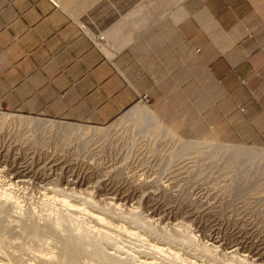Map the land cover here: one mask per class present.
<instances>
[{
  "label": "crops",
  "instance_id": "obj_1",
  "mask_svg": "<svg viewBox=\"0 0 264 264\" xmlns=\"http://www.w3.org/2000/svg\"><path fill=\"white\" fill-rule=\"evenodd\" d=\"M138 103L264 147V0H0L1 110L104 126Z\"/></svg>",
  "mask_w": 264,
  "mask_h": 264
},
{
  "label": "rangeland",
  "instance_id": "obj_2",
  "mask_svg": "<svg viewBox=\"0 0 264 264\" xmlns=\"http://www.w3.org/2000/svg\"><path fill=\"white\" fill-rule=\"evenodd\" d=\"M134 107L131 108L133 110L130 109L131 112L125 111L115 120L107 122L108 125L101 123L104 127L100 133L91 131L70 134L68 132L66 134L62 127L71 128L74 132L78 128L77 125L91 128L96 126L101 128L103 125L90 121L25 115L20 114L21 112L0 109L2 116H0V125L3 120L6 126L4 127L3 124L0 126V163L2 162L0 169L3 167L0 171V194L4 192L10 194L9 200L12 199L9 203L11 207L5 202L7 200L1 199L6 205L4 203L1 205L0 213L3 211L0 215L7 218L8 222L13 220L10 228L15 226L10 234L1 237L0 264H11L12 257L17 258L20 264H36L39 259L41 263L38 264H44L51 257L50 255L54 256V259L57 258L59 242L54 237L52 239L47 233L37 237L31 234L25 235L19 228L32 217L33 220L36 218L35 222L39 225L51 223L55 231L62 235L64 233L62 226L56 224L59 218L57 216L58 213L62 216L69 211L59 201L62 195L65 196L63 197L65 200L80 208L94 209L107 219L137 232L138 237L130 236L123 231H112V238L104 237L92 231L95 223L81 211L73 215L74 223L71 224L79 222L71 226L75 230L73 232L90 234L99 240L97 242L106 252L113 251L115 255L121 254L122 251L129 252L132 261V258L135 260L138 259L135 257L142 256L150 261H157L156 264L158 262L159 264H190L185 260H192L193 264H257L252 259L243 261L239 253L227 256L225 248L235 244L237 240L244 241V246L247 247L256 249L258 246L264 257V169L256 167L257 165L253 167L255 163H264V156H261L264 147L226 144L203 139L195 142L198 143L197 145H202L205 141H211L209 142L211 145L220 148L218 150L197 146L182 148V142L195 145L196 143L192 138L181 137L182 140H177L174 136L171 137L166 128L158 126L157 121H154L150 115L147 114L148 116L142 118L134 115ZM6 114L14 118H8ZM16 116L36 120L32 125L20 126L15 121ZM144 117L149 118L145 120ZM48 120L52 125L55 122L51 128L41 124ZM30 129L33 131L31 132ZM30 133L32 135L29 138ZM226 145L249 147L246 150L254 153L252 156L245 154L241 157L228 155L227 153L230 152L224 150ZM250 148L255 150L252 151ZM23 161L32 164L31 168L39 169L40 172L27 177L28 183L19 182V184L18 178L9 169L13 164ZM250 163H253V166L249 165ZM36 165L39 167L37 168ZM50 165L53 166L49 170ZM59 188L62 190H57ZM66 192L69 197L65 195ZM54 193L61 196L56 199ZM103 200L112 201L113 204L106 205ZM100 202L103 207L100 206ZM4 207L8 212L10 208L12 211L4 213ZM151 227L152 229L155 227L154 230L157 232L161 229L160 233L168 235L173 233L174 238L169 242H162L160 238L153 236L148 229ZM17 228L19 230H16ZM210 240H218L221 245L214 248L210 245ZM150 241L164 243L166 247L173 249L175 254L180 255H177L179 259L172 256L166 259L167 255L164 254L165 257L161 252L150 250ZM86 260L77 264L83 262L105 264L91 263L93 261L87 263ZM69 264L76 263L69 262Z\"/></svg>",
  "mask_w": 264,
  "mask_h": 264
},
{
  "label": "bare ground",
  "instance_id": "obj_3",
  "mask_svg": "<svg viewBox=\"0 0 264 264\" xmlns=\"http://www.w3.org/2000/svg\"><path fill=\"white\" fill-rule=\"evenodd\" d=\"M134 112L133 113H135L134 115H136V116H138L139 118H142V116H145V115H150L153 119H154V121H157V123L156 124H158V126H162V122L155 116V114L149 109V108H147L145 105L143 106V105H141V104H137V105H135V107H134ZM131 110H133V109H131ZM11 112V111H10ZM131 112V111H130ZM147 115V116H148ZM0 116H1V113H0ZM5 116V115H4ZM6 116L9 118L11 115H7L6 114ZM5 116V117H6ZM135 116V117H136ZM2 117V116H1ZM126 117V116H125ZM128 117H130V115H128ZM131 117H132V115H131ZM134 117V116H133ZM134 117V118H135ZM4 118V117H3ZM10 118H14V117H10ZM137 118V117H136ZM152 118H150V119H152ZM5 119V118H4ZM126 119H127V117H126ZM130 118H128V120H129ZM132 119V118H131ZM36 119H34V121H35ZM2 121V124H3V120H1ZM15 121L17 122V123H19L20 124V126H22V125H26V126H29V125H32V123H34V121L32 120V119H30V118H24V117H20V116H16V118H15ZM138 121V120H137ZM5 122V121H4ZM41 122V121H40ZM10 123V122H9ZM36 123H38V122H36ZM55 123V122H54ZM54 123H53V125H52V123L50 122V120H48V122H43V123H41V124H44V126L45 127H47L48 128V126L51 128L52 126H54ZM154 123V122H153ZM1 124V125H2ZM22 124V125H21ZM40 124V123H39ZM49 124V125H48ZM62 124V123H61ZM156 124H154V125H156ZM0 125V126H1ZM4 125V124H3ZM7 125V124H6ZM9 125V124H8ZM153 125V126H154ZM56 126V125H55ZM57 126H58V124H57ZM4 127H6L5 125H4ZM10 127V126H9ZM59 127H60V124H59ZM62 127V126H61ZM60 127V128H61ZM68 127H69V125H68ZM72 127V126H71ZM74 127V126H73ZM76 127H78V128H76V130L73 132L72 131V129L71 128H67V129H65V128H63L62 127V129L66 132V134H67V132L70 134L71 132L72 133H78V132H80V133H87V132H95V133H100V132H102V127H104V126H101V128L99 127H93V128H91V127H88V126H85V127H83V126H81V125H77ZM27 128V127H26ZM35 128V127H34ZM36 128H37V126H36ZM40 128V127H39ZM3 129V128H2ZM33 129V128H32ZM59 129V128H58ZM31 130V129H30ZM39 130V129H38ZM61 130V129H60ZM157 130V129H156ZM5 131L7 132V130L5 129ZM33 130H31V132H32ZM36 131V130H35ZM132 131V130H131ZM166 131L168 132V134H170L171 135V137L172 136H174L177 140L179 139V140H182L181 139V137H179L177 134H175L174 132H172L170 129H168V128H166ZM22 132H24V131H22ZM154 132V131H153ZM20 133V132H19ZM26 133V132H25ZM28 133V132H27ZM26 133V134H27ZM79 133V134H80ZM29 135V138H30V135H32L31 133L30 134H28ZM39 135V134H38ZM42 135H43V133H42ZM73 135V134H72ZM21 137V136H20ZM34 137V136H33ZM28 138V137H27ZM39 138V137H38ZM26 139V138H25ZM18 140V139H17ZM20 140V139H19ZM22 140L24 141V139L22 138ZM30 140V139H29ZM38 140V139H37ZM36 140V141H37ZM70 140V139H69ZM16 141V140H15ZM21 141V140H20ZM96 141V140H95ZM38 142V141H37ZM195 142V141H194ZM209 142H211V141H205V143L204 144H199V145H197L198 143L197 142H195L196 143V145L194 144V143H188V142H186V143H184L183 144V142H182V148H195L196 146L197 147H199V148H211V149H219L217 146H214V145H211ZM18 143V142H17ZM40 143V142H39ZM31 144V143H30ZM38 144V143H37ZM13 145V144H12ZM40 147V146H39ZM235 146H229V145H226V147H224V150H226L227 152L229 151L230 153H227L228 155H233V156H240L241 157V155H245V154H248L247 156H252L253 155V153H250V151H247L246 150V148H249V147H245V148H240V147H235ZM31 148V147H30ZM240 148V149H239ZM34 149V148H33ZM221 149H223V147L221 148ZM220 149V150H221ZM246 150V151H243V150ZM182 150V149H181ZM184 150H186V149H184ZM192 150V149H191ZM250 150H252L251 148H250ZM255 150V149H254ZM254 150H252V151H254ZM258 150V149H257ZM223 152V151H222ZM256 152V151H255ZM223 153H225V152H223ZM225 153V154H226ZM39 154V153H38ZM257 154V153H256ZM32 156V155H31ZM44 156V155H43ZM48 156V155H47ZM259 156V155H258ZM258 156H257V158H258ZM261 156H264V149L262 150V152H261ZM22 158V157H21ZM25 158V157H24ZM239 158V157H238ZM39 159V158H38ZM248 159V158H247ZM264 160V159H263ZM4 161V160H3ZM42 161V160H41ZM44 161V160H43ZM244 161V160H243ZM262 161V160H261ZM260 161V162H261ZM7 162V161H6ZM253 162V161H252ZM2 163V162H1ZM0 163V164H1ZM8 163V162H7ZM26 162H18V163H16V165H14L13 164V166H12V168L11 169H9L10 171H12V172H14V176L15 177H17L18 179H17V181H18V183L20 182H22L23 184H24V182H27V177H29V176H31L32 177V175H35V174H39V172H40V170L38 169V170H33L32 168H31V166H32V164H25ZM253 163H250L249 165H251V166H253V167H255L256 165V167H260V168H262V169H264V163H255V164H253ZM2 165V164H1ZM6 165H4V167H5ZM35 166V165H34ZM44 166V165H43ZM45 166H47V165H45ZM53 165H50L48 168H49V170H50V168L52 167ZM36 167H37V165H36ZM39 167V166H38ZM37 167V168H38ZM2 169H3V167L0 169V171H2ZM35 169V168H34ZM261 170V169H260ZM54 171V170H53ZM43 175V174H42ZM20 178V179H19ZM27 178V179H26ZM31 179V178H30ZM64 179V178H63ZM38 180V179H37ZM41 181V180H40ZM66 181V180H65ZM29 182V181H28ZM27 182V183H28ZM45 182V181H44ZM52 182V181H51ZM17 183V182H16ZM19 183V184H20ZM53 183V182H52ZM67 183V182H66ZM71 183V182H70ZM78 183V182H77ZM84 183V182H83ZM69 184V183H68ZM74 184V183H73ZM42 185V184H41ZM10 186V185H9ZM20 186V185H19ZM32 186V185H31ZM43 186H44V184H43ZM23 187V186H22ZM39 187H40V185H39ZM44 188H45V186H44ZM47 188V187H46ZM53 188V187H52ZM67 188V187H66ZM41 189V188H40ZM54 189V188H53ZM68 189V188H67ZM7 190V189H6ZM46 190V189H45ZM52 190V189H51ZM50 190V191H51ZM55 190V189H54ZM57 190H62V189H57ZM71 191H72V188L70 189ZM69 191V190H68ZM77 190H75V192H76ZM83 191V190H82ZM40 192V191H39ZM42 192V191H41ZM44 192V191H43ZM55 192V191H54ZM81 192V191H80ZM88 192V191H87ZM46 193V192H45ZM45 193H42V194H45ZM41 194V195H42ZM67 194V192L65 193V195ZM106 194V193H105ZM52 195V194H51ZM93 195V194H92ZM47 196V195H46ZM50 196V195H49ZM54 197L55 196H57L56 197V199H58V197L59 196H61L60 194H56V193H54V195H53ZM67 196H68V194H67ZM11 197V195L10 194H6L5 192L4 193H1L0 194V208H1V205L4 203V201L2 202V198L4 199V200H7V201H5L6 203H11V201H12V199H10L9 200V198ZM52 197V196H51ZM62 197V199H60L59 201L64 205V206H66V208L69 210L65 215H60L59 216V213H58V216L57 217H59L58 218V221L56 222V224H58V225H60V226H62L61 228H63L62 229V231H64V233L61 235V234H58V232L57 231H55V229H54V226L51 224V223H46V224H43V225H39V224H37L36 222H35V219L33 220V218L31 217V216H29V217H31V218H28V220H26V222H24V224L22 223L21 224V227L19 228V229H21V232L22 233H25V235H27V234H29V236H30V234L31 235H34V237H37V236H40V235H42V234H44V233H47V234H49L50 236H52V239H53V237H54V239L56 240V241H58L59 242V245H58V248L59 249H57L59 252H58V255H57V258L56 259H54L55 257L54 256H52V255H50L51 257L50 258H48L47 260V262H45L44 264H69V262H71V263H81V261H83V260H86V259H88V260H90V261H93V262H91V263H94V262H96V263H105V264H156L155 262H157V261H155V262H153V261H150V260H148V259H146V258H144V257H142V256H140V257H135V258H138V259H135L134 260V258H132L133 259V261L131 260V258H129V252H127V251H122L121 252V254L123 255V257H122V255L121 254H119V255H115V253H113V251H111L112 253H109V252H106V251H104V249H102L100 246L101 245H99V243L97 242V241H99L98 239H96V238H94L93 236H91L90 234H86V233H74L73 231H75L74 229H72L71 228V226H74L77 222H75V224L74 225H71V224H73L74 222V214L75 213H77L78 211H81V212H83L85 215H87L94 223H95V226H93V229H92V231L93 232H95V233H97V234H99V235H103L104 237H111V235H112V231H123V232H126L127 234H130V236L132 235V236H136V237H138V234H137V232H134L133 230H131V229H128V228H126V226L124 227L122 224H119L118 222H113V221H111L110 219H107L103 214H101L100 212H98V211H96V210H90V209H86V208H80L78 205H76V204H74V203H71V202H69V201H67V200H65L63 197H65V196H61ZM69 197V196H68ZM109 197V196H108ZM107 197V198H108ZM107 198H105V199H107ZM112 198V197H111ZM55 199V198H54ZM100 199V198H99ZM15 200V199H14ZM102 200V199H101ZM91 201V200H90ZM127 201V200H126ZM15 202V201H14ZM17 202V201H16ZM103 203H105L106 205H112L113 203H112V201L110 202V201H106V200H103L102 201ZM5 204V203H4ZM3 204V205H4ZM16 204H18V203H16ZM93 204H95L96 205V203H93ZM119 204V203H118ZM6 205V204H5ZM125 205V204H124ZM100 206H102L103 207V205H101V202H100ZM118 206V205H117ZM6 207H8V206H6ZM9 207H11V205L9 204ZM61 207H62V205H61ZM112 207V206H111ZM27 208H29V207H27ZM114 208H116V206L114 205ZM6 209V210H5ZM38 209V208H37ZM55 209V208H54ZM118 209H119V207H118ZM8 210H9V208H8ZM29 210V209H28ZM132 210V209H131ZM134 210V209H133ZM3 211V210H2ZM2 211H1V215H2ZM4 213H9V212H11L12 210H11V208H10V210H9V212L7 211V208H5L4 207ZM25 212V211H24ZM29 212V211H28ZM33 212H35V211H33ZM38 212V211H37ZM103 213V212H102ZM114 213V212H113ZM24 214V213H23ZM0 215V241H2V236L3 235H5V234H10L11 233V229L13 228L14 229V227H12V228H10L11 227V225L10 224H12V222H13V220H12V222H11V220H9V222H8V219L7 218H5L4 216L2 217ZM7 215V214H6ZM30 215H31V213H30ZM54 215V214H53ZM52 215V216H53ZM137 215V214H136ZM12 216V215H11ZM13 216H14V214H13ZM23 216V215H22ZM37 215L35 214V217H36ZM48 216V215H47ZM51 216V217H52ZM55 216V215H54ZM15 217V216H14ZM115 217V216H114ZM128 217V216H127ZM10 218V217H9ZM17 218V217H16ZM26 218V217H25ZM53 219V218H52ZM72 219H73V221H72ZM130 219V218H129ZM22 220H23V218H22ZM76 220V219H75ZM151 220V219H150ZM150 220H148V221H150ZM46 221V220H45ZM52 221H54V220H52ZM160 221V220H159ZM19 222V221H18ZM17 222V223H18ZM23 222V221H22ZM91 222V221H90ZM151 222H152V220H151ZM21 223V222H20ZM41 223V222H40ZM79 223V222H78ZM77 223V224H78ZM146 223V222H145ZM81 224V223H80ZM135 224V226H136V223H134ZM176 224V223H175ZM17 225V224H16ZM18 225H20L19 223H18ZM145 225V224H144ZM130 226V225H129ZM176 226V225H175ZM178 226V225H177ZM57 227V226H56ZM55 227V228H56ZM86 227V226H85ZM16 229V230H19V229ZM59 228V227H58ZM77 228V227H76ZM177 228V227H176ZM150 231H151V233L153 234V236H157L158 238H160L161 240H162V242H169V241H171L173 238H174V235H173V233H172V235H173V237H172V235H168V234H165V233H160L161 231V229L159 230V232H157V230L155 231L154 229H155V227L152 229V227L151 228H148ZM164 229H166V228H164ZM78 230H80V228L78 229ZM88 231H89V228L87 229ZM167 230V229H166ZM173 230V229H172ZM146 231V230H145ZM179 231V230H178ZM177 231V232H178ZM18 233V232H17ZM16 233V234H17ZM61 233V232H60ZM92 233V232H91ZM176 233V232H175ZM174 233V234H175ZM20 234V233H19ZM123 234V233H122ZM176 234H178V233H176ZM11 235H13V234H11ZM10 236V235H9ZM21 236V235H20ZM24 236V235H23ZM46 236V235H45ZM98 236V235H97ZM113 236V235H112ZM129 236V237H130ZM18 237H19V235H18ZM47 237V236H46ZM96 237V236H95ZM140 237H142V236H140ZM178 237V236H177ZM176 237V238H177ZM191 237V236H190ZM11 238V237H10ZM32 238V237H31ZM45 238V237H44ZM50 239H51V237H49ZM100 238V237H99ZM112 238V237H111ZM115 238V237H114ZM132 238V237H131ZM210 238V237H209ZM34 239V238H33ZM135 239V238H134ZM147 239V238H146ZM145 239V240H146ZM156 239V238H155ZM5 240V239H4ZM21 240V239H20ZM39 240V239H38ZM41 240V239H40ZM139 240H141V239H139ZM10 241V240H9ZM55 241V242H56ZM102 241V240H101ZM112 241V240H111ZM182 241V240H181ZM187 241V240H186ZM211 241V240H210ZM224 241V240H223ZM57 242V243H58ZM110 242V241H109ZM145 242V241H144ZM149 242V241H148ZM162 242H159L158 243V241H156V242H154V241H150V243H149V246H150V250H153V251H157V252H161V253H163V255L165 254V255H167V257H166V259L168 258V256H172L173 258H177V259H179V257H177V255H179V254H175V252H173L169 247H166L165 246V244L164 243H162ZM162 243V244H161ZM191 243V242H190ZM189 243V245H191L192 246V244H190ZM148 244V243H147ZM118 245V244H117ZM167 245V244H166ZM171 245V244H170ZM177 245V244H176ZM210 245L212 246V247H214V248H216V247H218L219 245H221L220 243H219V241L218 240H212L211 241V243H210ZM209 245V246H210ZM211 246H210V248H211ZM16 247V246H15ZM200 247V246H199ZM246 247V248H245ZM51 248V247H50ZM113 248H114V246H113ZM119 248H120V246H119ZM148 248V247H147ZM225 248V247H224ZM27 249V248H26ZM28 249H30V248H28ZM109 249V248H108ZM111 249V248H110ZM204 249V248H203ZM260 249L261 248H259L258 246H257V248L256 249H254V248H251V247H247L246 245L244 246V241H241V240H237V242L235 243V244H233V245H230V246H228V247H226L225 248V250H227L226 251V253H227V256H228V254L229 255H233V254H237L238 255V253H239V256L242 258V259H244L243 261H245L246 259H252L253 261H255V262H257V264H264V257L262 256V252H260ZM106 250V249H105ZM126 250V249H125ZM140 250V249H139ZM15 251V250H14ZM153 251H152V253H153ZM203 251V250H202ZM210 251V250H209ZM7 252V251H6ZM51 252V251H50ZM8 253V252H7ZM160 253V254H161ZM56 254V253H55ZM117 254V253H116ZM133 254V253H132ZM135 254V253H134ZM138 255V254H137ZM141 255V254H140ZM9 256V255H8ZM10 256H11V254H10ZM180 256V255H179ZM182 256V255H181ZM235 256V255H234ZM38 257H41V256H39L38 255ZM49 257V256H48ZM171 257V258H172ZM229 257V256H228ZM227 257V258H228ZM44 258H46L45 256H44ZM43 257H42V259H44ZM51 258H53V259H51ZM239 258V257H238ZM169 259H170V257H169ZM168 259V260H169ZM177 259H175V261L177 260ZM183 259V258H182ZM188 259V258H187ZM11 264H20V261L17 259V258H15V257H12L11 259ZM35 260H37V259H35ZM50 260V261H49ZM154 260V259H153ZM170 260H172V259H170ZM216 260V259H215ZM222 260V259H221ZM241 260V259H240ZM69 261V262H68ZM90 261L89 262H87V260L85 261V262H87V263H90ZM164 261V260H163ZM182 261H184V260H182ZM242 261V260H241ZM242 261V262H243ZM35 262V261H34ZM38 262H40L41 263V261H40V259L38 260ZM38 262L36 263V264H38ZM177 262V261H176ZM175 262V263H176ZM178 262H180V261H178ZM185 262H187V263H190V264H193V262H192V260L191 261H186L185 260ZM39 263V264H40ZM172 263V262H171ZM2 264V263H1ZM32 264V263H31ZM83 264H85L84 262H83ZM158 264H159V262H158ZM178 264V263H177ZM183 264V263H182ZM195 264V263H194ZM209 264V263H208ZM256 264V263H255Z\"/></svg>",
  "mask_w": 264,
  "mask_h": 264
},
{
  "label": "built area",
  "instance_id": "obj_4",
  "mask_svg": "<svg viewBox=\"0 0 264 264\" xmlns=\"http://www.w3.org/2000/svg\"><path fill=\"white\" fill-rule=\"evenodd\" d=\"M103 37L102 36H98L95 38V41L98 43H102Z\"/></svg>",
  "mask_w": 264,
  "mask_h": 264
}]
</instances>
